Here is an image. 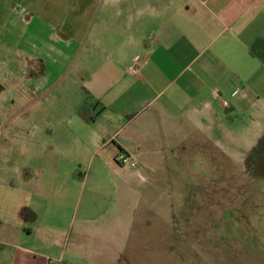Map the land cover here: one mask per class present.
<instances>
[{
  "label": "rangeland",
  "instance_id": "1",
  "mask_svg": "<svg viewBox=\"0 0 264 264\" xmlns=\"http://www.w3.org/2000/svg\"><path fill=\"white\" fill-rule=\"evenodd\" d=\"M30 1L0 0V217L8 215L11 243L0 245V264H264V90L261 99L248 94L254 107L223 114L211 154L175 150L189 155L186 163L158 165L155 196L130 198L109 179L85 182L83 155L57 139L74 91L57 85L34 95L24 80H39L41 70L22 78L19 50L36 41L33 32L48 41L69 21L53 13L57 0ZM27 9L40 17L29 25ZM5 46L13 50L8 67ZM114 215L123 218L119 260L113 229L94 234Z\"/></svg>",
  "mask_w": 264,
  "mask_h": 264
},
{
  "label": "crops",
  "instance_id": "2",
  "mask_svg": "<svg viewBox=\"0 0 264 264\" xmlns=\"http://www.w3.org/2000/svg\"><path fill=\"white\" fill-rule=\"evenodd\" d=\"M48 1L28 4L47 6ZM53 4L59 7L53 9L56 16L64 22L68 18L61 23L66 30L54 31L48 41L44 32H33L36 41H23L22 78L37 67L39 80H24L34 95L57 85L74 91L71 117L66 126L59 121L57 139L74 150V157L83 155L80 162L88 165L85 182L109 179L115 191L126 188L130 198H151L157 191L153 181L158 165L184 164L189 158L172 152L192 147L211 154L219 142L223 114L241 110L245 103L254 107L249 93L263 98L264 0ZM36 14L33 10L28 25L40 18ZM5 48L3 64L8 67L13 50ZM85 104L93 106L92 123L78 114ZM120 151L130 154L137 166L119 165ZM128 208L134 215L141 211L135 204ZM7 216L0 217L3 246L11 244ZM111 218L107 227L95 226L94 234L113 229L114 251L118 260L124 259L126 252L118 246L123 218Z\"/></svg>",
  "mask_w": 264,
  "mask_h": 264
},
{
  "label": "built area",
  "instance_id": "3",
  "mask_svg": "<svg viewBox=\"0 0 264 264\" xmlns=\"http://www.w3.org/2000/svg\"><path fill=\"white\" fill-rule=\"evenodd\" d=\"M136 72V70H134ZM116 162L121 165V166H127V167H132L135 168L137 166L136 160L127 153H120L116 157Z\"/></svg>",
  "mask_w": 264,
  "mask_h": 264
},
{
  "label": "trees",
  "instance_id": "4",
  "mask_svg": "<svg viewBox=\"0 0 264 264\" xmlns=\"http://www.w3.org/2000/svg\"><path fill=\"white\" fill-rule=\"evenodd\" d=\"M78 114L87 122L92 123L95 121V113L93 106L85 104L79 110Z\"/></svg>",
  "mask_w": 264,
  "mask_h": 264
}]
</instances>
